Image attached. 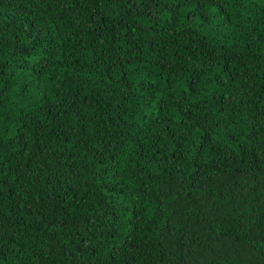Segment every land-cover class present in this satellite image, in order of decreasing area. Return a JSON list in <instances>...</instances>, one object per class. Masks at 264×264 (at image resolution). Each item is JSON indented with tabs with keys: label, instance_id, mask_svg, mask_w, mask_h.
Here are the masks:
<instances>
[{
	"label": "trees",
	"instance_id": "obj_1",
	"mask_svg": "<svg viewBox=\"0 0 264 264\" xmlns=\"http://www.w3.org/2000/svg\"><path fill=\"white\" fill-rule=\"evenodd\" d=\"M0 264H264V0H0Z\"/></svg>",
	"mask_w": 264,
	"mask_h": 264
}]
</instances>
